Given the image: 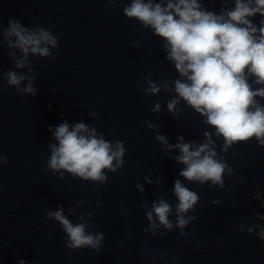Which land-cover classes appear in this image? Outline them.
Wrapping results in <instances>:
<instances>
[{"label":"clouds","instance_id":"clouds-1","mask_svg":"<svg viewBox=\"0 0 264 264\" xmlns=\"http://www.w3.org/2000/svg\"><path fill=\"white\" fill-rule=\"evenodd\" d=\"M124 14L139 21L143 28L150 27L154 35L164 42L166 59L174 64L180 77L172 81L176 97L167 102L170 112L176 111L180 100L185 101L206 118L205 122L215 129L216 136L223 138L224 152L234 143L253 137L264 146V104L257 100V97L264 98V0H235L233 9H222L219 14L204 9L198 0H166V3L165 0H131L130 5L124 8ZM257 14L262 17L259 28L249 19ZM3 36L9 48L18 49L21 53L17 56L15 52H9L17 69L29 67V54L48 57L51 55L49 46L57 47V37L51 31L43 27L30 29L14 18L9 19ZM253 77L254 83L262 87L253 88L249 83ZM5 78L10 86H16L17 92L36 95L33 77L10 70ZM25 80L28 84L21 89L20 85ZM146 82L149 84L146 92L156 94L160 91L157 83L150 79ZM164 88L171 90L167 82H164ZM159 108L160 105L156 104L153 110L158 111ZM148 126L153 127L151 124ZM49 130L52 131L51 126ZM204 135L206 139L200 144L194 141L184 143L183 137H178L181 142L171 145L163 135L156 138L169 151L179 149L180 154L174 159L185 166L180 176L200 185L211 181L212 186L223 188L225 170L232 175L233 169L226 161L216 158L217 152L210 147L214 143L213 134L206 131ZM53 136L58 145H49L48 168L60 172L61 176L67 172L84 181L106 184L108 178L104 170L115 172L124 166L126 150L123 143L117 140L113 148L102 134L82 122L71 130L67 122L60 123ZM145 179L151 183L147 177ZM137 187L143 192L142 185ZM174 195L179 201L176 205L177 227L182 229L195 219H185L182 214L193 209L199 196L180 179L174 182ZM256 198L259 199L258 196ZM171 210L172 206L161 198L152 204L146 216L153 228L156 227L154 213L159 223L170 230L173 227L168 219ZM46 219H54L62 225L69 238L65 243L67 248L87 247L98 251L101 247L104 235L86 232L90 227L86 222L73 224L65 216L63 208L49 210ZM80 219L83 220V216ZM243 227L241 225V229ZM255 228H259V238L264 241V227L256 225ZM253 230L248 228L249 233ZM19 264H25V261L20 260Z\"/></svg>","mask_w":264,"mask_h":264}]
</instances>
